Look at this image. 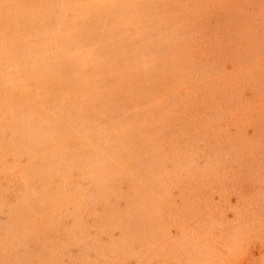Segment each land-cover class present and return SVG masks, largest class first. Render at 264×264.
<instances>
[{
	"label": "rangeland",
	"instance_id": "obj_1",
	"mask_svg": "<svg viewBox=\"0 0 264 264\" xmlns=\"http://www.w3.org/2000/svg\"><path fill=\"white\" fill-rule=\"evenodd\" d=\"M0 264H264V0H0Z\"/></svg>",
	"mask_w": 264,
	"mask_h": 264
},
{
	"label": "bare ground",
	"instance_id": "obj_2",
	"mask_svg": "<svg viewBox=\"0 0 264 264\" xmlns=\"http://www.w3.org/2000/svg\"><path fill=\"white\" fill-rule=\"evenodd\" d=\"M89 121V120H88ZM79 170V169H78Z\"/></svg>",
	"mask_w": 264,
	"mask_h": 264
}]
</instances>
